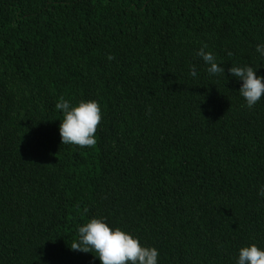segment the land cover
<instances>
[{
	"label": "trees",
	"instance_id": "trees-1",
	"mask_svg": "<svg viewBox=\"0 0 264 264\" xmlns=\"http://www.w3.org/2000/svg\"><path fill=\"white\" fill-rule=\"evenodd\" d=\"M259 43L264 0H0V264H101L71 249L91 218L159 264L264 248V97L228 73L264 76ZM60 97L99 103L94 146L62 144Z\"/></svg>",
	"mask_w": 264,
	"mask_h": 264
},
{
	"label": "clouds",
	"instance_id": "clouds-1",
	"mask_svg": "<svg viewBox=\"0 0 264 264\" xmlns=\"http://www.w3.org/2000/svg\"><path fill=\"white\" fill-rule=\"evenodd\" d=\"M207 44L197 51V55L204 61L207 72L211 76L225 74V69L217 62L211 51H206ZM256 53L264 58V43L255 48ZM232 55L231 52L228 53ZM107 59H115L111 54ZM228 73L241 83L239 94L251 109L264 97V76H258L257 70L248 64L232 65ZM193 78L198 73L192 66L189 73ZM62 111L63 118L59 126L62 144H73L80 147H91L96 144V132L102 121V111L95 100H81L76 105L60 97L55 105ZM257 195L264 199V185H261ZM73 251L84 253L95 252L101 264H159V251L155 247L142 245L138 237L126 232L120 227H110L104 218H91L78 227V240L71 246ZM235 264H264V248L253 243L241 247Z\"/></svg>",
	"mask_w": 264,
	"mask_h": 264
}]
</instances>
